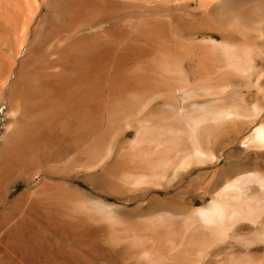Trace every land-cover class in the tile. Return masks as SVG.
Returning a JSON list of instances; mask_svg holds the SVG:
<instances>
[{
    "label": "bare ground",
    "instance_id": "bare-ground-1",
    "mask_svg": "<svg viewBox=\"0 0 264 264\" xmlns=\"http://www.w3.org/2000/svg\"><path fill=\"white\" fill-rule=\"evenodd\" d=\"M38 1L0 189L37 172L101 187L29 193L48 213L32 223L79 256L99 243L130 264H264V0H0V48ZM194 173L192 193L160 197Z\"/></svg>",
    "mask_w": 264,
    "mask_h": 264
},
{
    "label": "rangeland",
    "instance_id": "rangeland-1",
    "mask_svg": "<svg viewBox=\"0 0 264 264\" xmlns=\"http://www.w3.org/2000/svg\"><path fill=\"white\" fill-rule=\"evenodd\" d=\"M32 4L34 6L36 5L38 9L35 8ZM32 4H30V8L33 6L35 13H32V8V10L30 9L28 13L23 14V17L21 18L19 23V30L16 29V32H19L21 30L20 32L21 34H23L18 35L19 33H15V31L13 32V34L7 33L4 36L3 40L4 46L2 45V49L0 48V57L4 60V63L6 62L5 64L7 67L5 69L6 71H4V73L0 75V147L2 141L4 140L3 138L5 137L6 129L10 124V118L12 114L16 111V107L11 102V98L13 97L11 92V85L15 78L14 67L16 65V63H14V60H18L24 55V51H26L25 48L27 49L26 44L30 41V38H32V34L35 33V30L33 29L37 28L39 21L42 20L46 12V5H44L40 1H38L37 3L33 2ZM42 8L44 9V11ZM195 8V5H192L189 8L182 6L178 8V11L179 14L182 15L185 12L195 10ZM31 15L32 17H28ZM26 26L28 27V30L27 28H25ZM23 30L26 34H24ZM32 30L34 33L32 32ZM14 33L16 34V36L14 35ZM9 34L12 36L14 35L13 39ZM8 37L11 39H9ZM22 38L26 41L25 46L16 49V52L17 50H22V52L19 51L20 53L14 54V56L11 57L10 53L6 51V48L14 47L16 41L13 40H18ZM6 39L10 40L11 42H8ZM11 43L13 46L11 45ZM0 170V179L4 176H7L8 169L1 163ZM199 176V173L192 174L191 176L185 178L181 183L177 184L170 192L171 194L166 195L162 192L160 194V197L172 198L175 194L178 193H181L182 195L183 193L189 195L195 190L194 188L199 185L197 181L199 179ZM55 177L56 176L53 175H51L50 177V175H48L47 173L44 174L43 172H37L35 178L33 177V179L32 177H22L20 180H18L17 178L15 179V177H13L10 178V180L2 186L3 188L5 185L8 187L7 189L5 188L6 193H4L5 191H3V189H0V264H130V262L127 261L125 258L110 254L106 250V248H104V246L99 243H96L92 252H88L87 254H81L79 256L77 252L70 250L64 244L58 241H53V239L51 238H47L48 236L46 237V235L41 232L45 231V228L42 229L43 226L41 227V225H37V223H35L34 221L32 223L31 215L34 216V213L37 212L36 215H40L39 218H41L42 221H44V217H46L48 214L46 212V209H41L40 206L38 207V205L32 199V194H29L35 191L39 182H44L45 180L54 181V179L56 181L60 180L68 184L72 189H81L88 193H92L95 196L106 198L107 194L105 193V191L97 185L86 183V181H78L71 178H67V180L64 177ZM155 195L158 194L156 192H152L145 199H143V197H139L137 194L135 195V197L128 196L116 200L113 198H107V200L110 203L116 205L128 206L130 208H133L140 204L146 205L148 199ZM174 199H177V197H175ZM45 213L47 214L45 215ZM52 215L50 214L47 219L50 220V217H52ZM58 218L55 220V223L58 221ZM35 227H38V229ZM38 230L41 231L39 232ZM42 234L46 239L43 238ZM41 238L44 240H42ZM46 240L48 241L46 242ZM220 253H218V256L215 255L206 257L205 262L209 264L221 263V260L223 259L221 258V255H223V252ZM217 257H219L221 260H218Z\"/></svg>",
    "mask_w": 264,
    "mask_h": 264
}]
</instances>
